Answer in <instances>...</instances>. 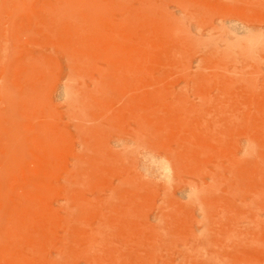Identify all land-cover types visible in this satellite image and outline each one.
I'll return each mask as SVG.
<instances>
[{
    "label": "rangeland",
    "instance_id": "obj_1",
    "mask_svg": "<svg viewBox=\"0 0 264 264\" xmlns=\"http://www.w3.org/2000/svg\"><path fill=\"white\" fill-rule=\"evenodd\" d=\"M0 264H264V0H0Z\"/></svg>",
    "mask_w": 264,
    "mask_h": 264
}]
</instances>
